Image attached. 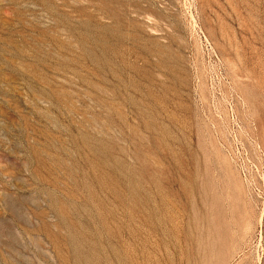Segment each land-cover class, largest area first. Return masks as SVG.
Instances as JSON below:
<instances>
[{"label":"rangeland","instance_id":"1","mask_svg":"<svg viewBox=\"0 0 264 264\" xmlns=\"http://www.w3.org/2000/svg\"><path fill=\"white\" fill-rule=\"evenodd\" d=\"M0 264H264V0H0Z\"/></svg>","mask_w":264,"mask_h":264}]
</instances>
